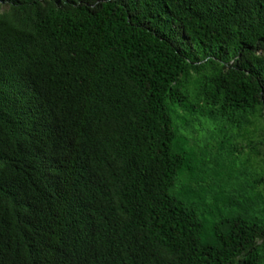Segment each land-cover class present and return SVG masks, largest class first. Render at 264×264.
Instances as JSON below:
<instances>
[{
    "label": "trees",
    "instance_id": "1",
    "mask_svg": "<svg viewBox=\"0 0 264 264\" xmlns=\"http://www.w3.org/2000/svg\"><path fill=\"white\" fill-rule=\"evenodd\" d=\"M0 264H264V0H0Z\"/></svg>",
    "mask_w": 264,
    "mask_h": 264
}]
</instances>
